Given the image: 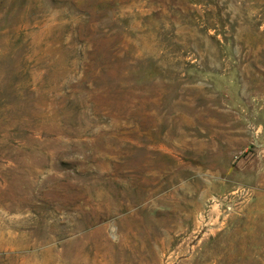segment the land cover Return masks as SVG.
<instances>
[{
  "label": "rangeland",
  "instance_id": "obj_1",
  "mask_svg": "<svg viewBox=\"0 0 264 264\" xmlns=\"http://www.w3.org/2000/svg\"><path fill=\"white\" fill-rule=\"evenodd\" d=\"M0 264H264V0H0Z\"/></svg>",
  "mask_w": 264,
  "mask_h": 264
}]
</instances>
